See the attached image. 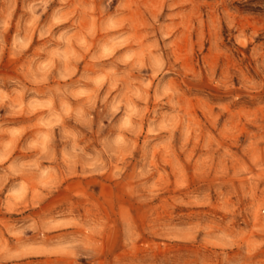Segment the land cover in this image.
I'll list each match as a JSON object with an SVG mask.
<instances>
[{"label":"clouds","instance_id":"9594fccd","mask_svg":"<svg viewBox=\"0 0 264 264\" xmlns=\"http://www.w3.org/2000/svg\"><path fill=\"white\" fill-rule=\"evenodd\" d=\"M0 0V264H264V0Z\"/></svg>","mask_w":264,"mask_h":264},{"label":"rangeland","instance_id":"374dc122","mask_svg":"<svg viewBox=\"0 0 264 264\" xmlns=\"http://www.w3.org/2000/svg\"><path fill=\"white\" fill-rule=\"evenodd\" d=\"M252 3H255V0H249V4L246 5H240L242 10H252V11H258V9H252L251 5Z\"/></svg>","mask_w":264,"mask_h":264}]
</instances>
